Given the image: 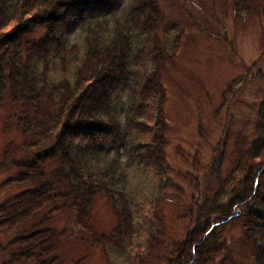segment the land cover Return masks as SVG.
<instances>
[{"label": "trees", "instance_id": "1", "mask_svg": "<svg viewBox=\"0 0 264 264\" xmlns=\"http://www.w3.org/2000/svg\"><path fill=\"white\" fill-rule=\"evenodd\" d=\"M121 1L0 0V100L7 98L15 108L10 115L21 137L3 150L0 174L11 172L5 186L25 187L0 202V232L21 227L62 199L75 214L74 238L106 255L108 245L132 241L139 219L149 216L131 208L121 158L126 154L128 162L142 164L153 186L165 185L169 126L162 77L175 51L159 35L157 0H128L134 28L128 18H110ZM242 1L235 8L250 12L254 0ZM85 24L84 50L71 78L63 74L56 80L52 60L66 51L63 30ZM139 61L129 93L120 100L117 91L130 64ZM257 115L256 138L237 154L217 188L191 203V227L160 256L165 264H213L225 250L230 225L241 226L252 264H264V101ZM98 196L113 209L109 234L91 221ZM52 209L56 214L48 211L0 246L8 252L7 264L82 263L84 257L69 262L60 253L65 229L53 226L61 210ZM152 239L150 247L162 243Z\"/></svg>", "mask_w": 264, "mask_h": 264}, {"label": "rangeland", "instance_id": "2", "mask_svg": "<svg viewBox=\"0 0 264 264\" xmlns=\"http://www.w3.org/2000/svg\"><path fill=\"white\" fill-rule=\"evenodd\" d=\"M157 1L162 9L159 35L175 51L162 77L169 126L165 185L153 186L142 164L128 162L126 154L121 158L127 168L126 190L131 208L138 206L149 216L139 219L132 241L117 247L108 245L105 255L99 247L74 238V211L64 208L65 202L57 199L21 227L0 232V246L48 211L56 214L52 208L57 205L61 211L52 224L65 229L60 253L67 261L84 257L81 264H165L160 256L191 227V203L214 191L218 181L231 171L237 154L256 138L257 110L264 101V0H254L250 12L235 8V2L242 0ZM127 6L128 0H122L118 12L110 18H128L129 26L134 28ZM86 27L70 25L63 30L66 51L52 60L56 80L63 74L71 78L84 50ZM42 32L40 29L34 38ZM142 64H130L129 76L117 91L120 100L127 97L134 71ZM12 109L15 108L8 105L7 98L0 100V158L9 143L21 140L10 115ZM10 176L11 172L0 174V202L25 188L5 186ZM91 214L97 231H112L113 209L103 196L96 197ZM152 236L162 243L150 247ZM224 238L225 250L213 264H252L251 250L242 239L240 225H230ZM8 260V252L0 251V264Z\"/></svg>", "mask_w": 264, "mask_h": 264}]
</instances>
